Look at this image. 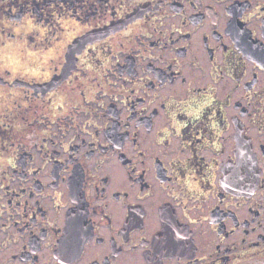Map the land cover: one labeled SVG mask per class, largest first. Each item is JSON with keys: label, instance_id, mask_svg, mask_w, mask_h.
I'll list each match as a JSON object with an SVG mask.
<instances>
[{"label": "flooded vegetation", "instance_id": "obj_1", "mask_svg": "<svg viewBox=\"0 0 264 264\" xmlns=\"http://www.w3.org/2000/svg\"><path fill=\"white\" fill-rule=\"evenodd\" d=\"M264 259V0H0V264Z\"/></svg>", "mask_w": 264, "mask_h": 264}, {"label": "water", "instance_id": "obj_2", "mask_svg": "<svg viewBox=\"0 0 264 264\" xmlns=\"http://www.w3.org/2000/svg\"><path fill=\"white\" fill-rule=\"evenodd\" d=\"M239 264H264V259H258V260H252V261H247Z\"/></svg>", "mask_w": 264, "mask_h": 264}]
</instances>
